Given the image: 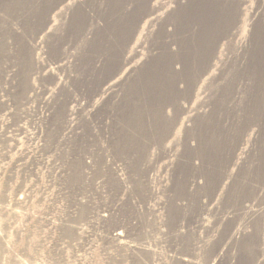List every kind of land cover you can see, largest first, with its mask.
Returning <instances> with one entry per match:
<instances>
[{
	"label": "rangeland",
	"instance_id": "obj_1",
	"mask_svg": "<svg viewBox=\"0 0 264 264\" xmlns=\"http://www.w3.org/2000/svg\"><path fill=\"white\" fill-rule=\"evenodd\" d=\"M263 177L264 0H0V264H264Z\"/></svg>",
	"mask_w": 264,
	"mask_h": 264
},
{
	"label": "bare ground",
	"instance_id": "obj_2",
	"mask_svg": "<svg viewBox=\"0 0 264 264\" xmlns=\"http://www.w3.org/2000/svg\"><path fill=\"white\" fill-rule=\"evenodd\" d=\"M64 1V0H63ZM129 2V1H128ZM178 2H180V1H178ZM57 3H58V1H57ZM52 4V3H51ZM60 4V3H59ZM118 4H119V2H118ZM183 4V3H182ZM50 6V5H49ZM113 6V5H112ZM137 7V6H136ZM48 8V7H47ZM50 9V8H49ZM144 11V10H143ZM45 13V12H44ZM33 14V13H32ZM141 17V16H140ZM24 19V18H23ZM17 20V19H16ZM108 20V19H107ZM200 21V20H199ZM44 22V21H43ZM20 23V22H19ZM27 23V22H26ZM107 23V22H106ZM45 25V24H44ZM130 25V24H129ZM26 26V25H25ZM127 27V26H126ZM138 27V26H137ZM16 28V27H15ZM126 29V28H125ZM210 29V28H209ZM134 31V30H133ZM205 31V30H204ZM214 31V30H213ZM108 32V31H107ZM123 32V31H122ZM181 32V31H180ZM124 33V32H123ZM213 33V32H212ZM91 34V33H90ZM103 34H104V32H103ZM207 35V34H206ZM203 36V35H202ZM220 36V35H219ZM100 38V37H99ZM209 39V38H208ZM214 39V38H213ZM222 39V38H221ZM124 40V39H123ZM211 40V39H210ZM111 44V43H110ZM129 44V43H128ZM99 48V47H98ZM118 50V49H117ZM205 51V50H204ZM203 51V52H204ZM212 51V50H211ZM120 52V51H119ZM199 54V53H198ZM211 54V53H210ZM202 55V54H201ZM207 55V54H206ZM98 57V56H97ZM201 58V57H200ZM206 58V57H205ZM114 60V59H113ZM200 61V60H199ZM208 61V60H207ZM107 64V63H106ZM125 64V63H124ZM205 64V63H204ZM98 65V64H97ZM192 65V64H191ZM113 66V65H112ZM202 67H204V65H202ZM115 68V67H114ZM188 68V67H187ZM193 68H194V66H193ZM195 69V68H194ZM205 69V68H204ZM202 70V69H201ZM205 71H206V69H205ZM205 71H203V73L205 72ZM183 72V71H182ZM188 72V71H187ZM191 72V71H190ZM112 73H114V72H112ZM184 73V72H183ZM192 73H193V71H192ZM204 75V74H203ZM182 78L181 79H179V80H177V83H176V87H177V92L179 93V95L178 96H176V98H178L180 95H181V98L182 99H184V100H186V96L184 95H182V93H184V91H185V89L189 86V84L191 83V75L189 76V78L188 77H184V76H181ZM198 77V76H197ZM200 78V77H199ZM178 84V85H177ZM186 86V88H184ZM190 90V89H189ZM185 94V93H184ZM187 95V94H186ZM173 97V96H172ZM170 98V97H169ZM170 100H173V99H170ZM176 100V99H175ZM180 100V99H179ZM183 100V101H184ZM178 101V100H177ZM181 101V103H183V101L182 100H180ZM189 101V100H188ZM166 102V101H165ZM169 102H172V101H169ZM186 102V101H185ZM165 104V103H164ZM185 104V103H184ZM170 105V104H169ZM182 106H184V105H182ZM181 107V106H180ZM262 177V176H261ZM230 178V177H229ZM228 178V179H229ZM264 178V177H263ZM255 179H257V178H255ZM260 179V178H259ZM222 181V178H221V180H219V182H221ZM224 181V180H223ZM229 181V180H228ZM196 181L194 180V183H195ZM206 182V181H205ZM207 182H209V181H207ZM252 182V181H251ZM254 182V181H253ZM262 182H263V180H262ZM193 183V182H192ZM193 183V184H194ZM217 183V182H216ZM255 183V182H254ZM264 183V182H263ZM262 183V184H263ZM207 184H209V183H207ZM218 184V183H217ZM257 184H259V183H256V185ZM212 185H213V183H212ZM221 185V184H220ZM251 185V184H250ZM254 185V184H253ZM264 185V184H263ZM216 186H218V185H216ZM197 187V186H196ZM252 187H254V186H252ZM257 187H259V185L257 186ZM211 188V187H210ZM214 188H215V186H214ZM219 188H220V186H219ZM226 188V187H225ZM244 188V187H243ZM216 189H217V187H216ZM209 190V189H208ZM207 190V192L206 191H204V192H206L207 194L206 195H204V196H206L208 199H210V196H212L213 194V192H212V190H210V191H208ZM215 190V189H214ZM248 190H250V189H248ZM217 191H219L218 189H217ZM234 191V190H233ZM242 192H241V194L240 193H233V196H232V194H231V200L233 199V201H234V205L233 206H231V209L232 208H234L235 209V205H236V203L238 202L239 203V208H238V210L240 209V210H242V211H246V210H248V209H250V206L252 205V203L254 202V201H256V200H253V196L251 197V195L249 194V193H245V192H247V191H243V190H241ZM251 191V190H250ZM250 191H248V192H250ZM203 192V191H202ZM201 192V193H202ZM203 192V193H204ZM252 192H255V191H252ZM202 193V194H203ZM217 193V192H216ZM230 193V192H229ZM228 193V194H229ZM232 193V192H231ZM251 193V192H250ZM258 193H259V191H258ZM199 194V193H198ZM201 194V195H202ZM226 194V193H225ZM261 194V193H260ZM195 195V194H194ZM235 195H236V197L237 198H235ZM258 196V195H257ZM226 197V196H225ZM229 197V196H228ZM255 198V197H254ZM198 199L199 200H201L200 198H199V196H198ZM208 199H206V198H204V199H202V201H200L202 204H204L205 205V203L207 202V201H209ZM226 199H228V198H226ZM211 200V199H210ZM223 200H225V199H223ZM230 200V199H229ZM224 203V202H223ZM184 205V204H183ZM237 208V207H236ZM233 209V210H234ZM236 210V209H235ZM231 212V211H230ZM233 212H236V211H233ZM233 212H231V215H233ZM246 213V212H245ZM228 215V214H227ZM227 217V216H226ZM230 218V217H229ZM228 218V219H229ZM227 219V220H228ZM180 220V219H179ZM229 221H230V219H229ZM227 222V221H226ZM229 223H231V221L229 222ZM227 224V223H226ZM239 232V231H238ZM118 235H120V234H118ZM238 235V234H237ZM119 237L120 236H116V238L117 239H119ZM230 239H231V237H230ZM120 240V239H119ZM232 240V239H231ZM229 241V240H228ZM245 257V256H244ZM227 259V258H226ZM222 260V259H221ZM244 262V259H241L240 257L239 258H236V259H234V258H228L227 259V261L225 262L226 264H244L243 263ZM248 264V263H247Z\"/></svg>",
	"mask_w": 264,
	"mask_h": 264
},
{
	"label": "built area",
	"instance_id": "obj_3",
	"mask_svg": "<svg viewBox=\"0 0 264 264\" xmlns=\"http://www.w3.org/2000/svg\"><path fill=\"white\" fill-rule=\"evenodd\" d=\"M118 234H120V235H118ZM116 236H122V235H121L120 232H118V233H116V234L114 235V239H117ZM121 238H122V237H119V239H121ZM119 239H118V240H119Z\"/></svg>",
	"mask_w": 264,
	"mask_h": 264
}]
</instances>
